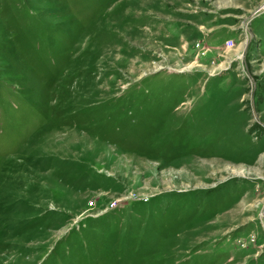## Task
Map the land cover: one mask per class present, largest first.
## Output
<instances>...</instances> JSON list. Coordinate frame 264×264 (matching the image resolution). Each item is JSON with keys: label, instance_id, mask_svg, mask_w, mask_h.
Listing matches in <instances>:
<instances>
[{"label": "rangeland", "instance_id": "1", "mask_svg": "<svg viewBox=\"0 0 264 264\" xmlns=\"http://www.w3.org/2000/svg\"><path fill=\"white\" fill-rule=\"evenodd\" d=\"M263 1L0 0V264H264Z\"/></svg>", "mask_w": 264, "mask_h": 264}, {"label": "crops", "instance_id": "2", "mask_svg": "<svg viewBox=\"0 0 264 264\" xmlns=\"http://www.w3.org/2000/svg\"><path fill=\"white\" fill-rule=\"evenodd\" d=\"M207 22H208V20L201 23V29H202L201 31H204V32L210 34L211 41H215V40L219 39L221 37V35H223V34H222V32H220L219 28L217 29L218 25L209 27V25L207 26V24H208Z\"/></svg>", "mask_w": 264, "mask_h": 264}, {"label": "water", "instance_id": "3", "mask_svg": "<svg viewBox=\"0 0 264 264\" xmlns=\"http://www.w3.org/2000/svg\"><path fill=\"white\" fill-rule=\"evenodd\" d=\"M262 5H264V1L255 9V10H253L249 15H248V17H251V16H253L254 14H256L257 13V11L262 7ZM248 43V41L246 42V44Z\"/></svg>", "mask_w": 264, "mask_h": 264}, {"label": "built area", "instance_id": "4", "mask_svg": "<svg viewBox=\"0 0 264 264\" xmlns=\"http://www.w3.org/2000/svg\"><path fill=\"white\" fill-rule=\"evenodd\" d=\"M227 44L231 45L233 43V40L231 38L226 39Z\"/></svg>", "mask_w": 264, "mask_h": 264}]
</instances>
